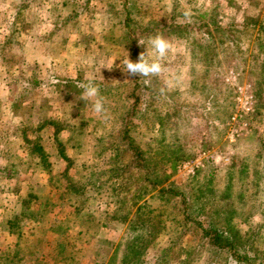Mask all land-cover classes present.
Masks as SVG:
<instances>
[{"label":"rangeland","instance_id":"1","mask_svg":"<svg viewBox=\"0 0 264 264\" xmlns=\"http://www.w3.org/2000/svg\"><path fill=\"white\" fill-rule=\"evenodd\" d=\"M185 10H190L189 17L184 16ZM263 14L264 0H0V55H4L1 65L6 73L0 72V76H6L5 81H0V131L9 135L0 141L3 154L0 166L21 170L25 167L20 139L12 142L18 132L13 119H10L12 116L28 126L45 117L66 123L83 121L77 130L80 131L77 137L82 140L75 150L81 152L88 164L97 162L95 168L104 166L91 147L93 143L99 147L109 139H118L127 105L126 93L134 84L131 77L123 73L120 58L131 54L134 49L132 60L136 61L146 48L139 45V39L147 44L149 37L159 33L174 44L164 61L166 71L158 78H149L147 83L137 76L138 81L146 86L164 88L169 95L173 93L171 95L178 107L173 104L162 106V102L155 101L153 107L145 112V104L141 103L142 116L133 120V135L144 148L149 149V158L152 157L161 169L171 173L169 181L184 192L191 203L195 197V182L203 183L211 170L214 174L212 183L221 190L226 184L227 170L232 161L246 158L244 161L249 162L251 168L256 166L261 179L256 184L254 175L248 170L242 186L247 189L250 200L238 211L232 224L242 231L248 226L261 225L264 249V218L256 209L264 200V146L261 157L256 155L259 140L264 139V111L259 117L254 115L255 82L264 77V72L253 56L257 54L253 46L255 33L250 40L242 38V45L235 47L237 42H241V37L231 41L235 35L234 27L230 26L259 20ZM211 19L226 30H216L215 26L207 30L200 26ZM11 29L18 33L11 34ZM6 35H10L11 40L3 46ZM204 54L211 58L210 63L206 64L204 57L200 58ZM261 56L264 59V54ZM102 66L114 67L108 70ZM206 71L209 93L218 101L213 109H207L212 104L204 103V97L208 95L205 89L201 88L194 96V80L206 75ZM53 75L75 80L76 87L69 81L52 84ZM176 76L181 77L179 81L174 79ZM88 79L105 85L103 88L100 86V90L105 98L106 117L95 114L91 102L86 104L80 100L82 89L78 86ZM17 80L19 83L15 84ZM168 81H171L170 86L166 83ZM248 93L253 101L249 111L243 112L239 108L238 97ZM262 93L264 95V87ZM139 97L141 99L143 95ZM159 110L168 116L164 120L168 123L164 133L159 125L152 127ZM239 114L236 121L232 120V116ZM7 120L10 123H6ZM53 131V127L47 124L38 132L41 136L39 142L50 155L51 174H36L37 180L32 186L39 202L46 203L45 207L50 210L37 226V234L32 235L29 228L31 221L39 219L38 208H22L31 221L24 228L21 245L25 253L21 254L24 259L19 264H34L37 259L42 260L41 264H108L122 240L126 224H110L97 229L85 219L86 211L97 216L101 211L111 210L113 204H108L106 198H100L97 202L90 200L89 205L87 202L83 205L82 198L65 191L61 177L65 162L52 146ZM59 135L65 140L68 132L62 131ZM162 137L165 143H174L173 146L166 149L162 141L159 144ZM98 138L101 141L98 142ZM70 146L67 151L73 156L74 149ZM202 152L205 153L203 165L195 170V176L178 169L182 162L193 161ZM110 153L107 150L102 154L108 157ZM184 153L188 159L172 169L169 159ZM69 172L77 177L76 170L70 169ZM7 183L5 178H0V185ZM20 186L24 188L25 184L20 183ZM240 186L235 178L234 189L237 191ZM4 195L5 191L0 187L2 221L10 215L12 208L11 204V207L1 209L7 203ZM9 197L8 200L14 199L12 194ZM227 206L224 201H218L216 210L223 215ZM171 210L177 213L174 208ZM172 226H176L175 223ZM175 234L173 245L169 244V237L161 238L160 245L169 247V255L160 264H205L210 250L202 245L197 231L188 227L185 231L175 230L173 237ZM43 238L48 242L41 244ZM14 239V236L0 232L1 250L6 242ZM159 247H149L135 264H156ZM122 250L123 246L117 247L118 253L112 264L119 263Z\"/></svg>","mask_w":264,"mask_h":264},{"label":"trees","instance_id":"2","mask_svg":"<svg viewBox=\"0 0 264 264\" xmlns=\"http://www.w3.org/2000/svg\"><path fill=\"white\" fill-rule=\"evenodd\" d=\"M128 14H130L129 10H127L126 15ZM128 23L127 21L126 25ZM206 24L203 23L200 26L205 27L207 30L212 26H215L216 30H226L223 25L219 26L217 21L213 19ZM230 26L234 27L233 34L235 35L231 41L241 37V42H237L234 45L235 47L242 45V38L250 40L249 38H252L255 33L253 46L256 48L255 52L257 54L253 56L255 62L264 72V59L261 56V54H264V14L259 20L234 23L230 24ZM229 29L231 28L229 27ZM237 32L240 34H237ZM17 33L18 31L11 29V34ZM10 40V35H6L2 45L6 46ZM132 41H135V39ZM231 41L229 40L228 42L231 44ZM131 47L129 48L131 49ZM134 56L135 50L132 49L130 58L133 59ZM203 57L206 64L211 62V58L208 59L205 54L200 56V58ZM3 61L4 55H0V72H4L1 65ZM207 72H205L206 75H200L199 80H194V96L201 88L202 90L205 89V93L208 95L204 94V99L206 100L204 103L212 104L213 106L207 109H213L218 101L210 95L211 92L209 93V82H205L208 79ZM5 78V75L0 76V81H5ZM52 78V84L69 81L76 87L74 85L76 83L75 80L55 77L54 75ZM131 79L134 84L126 93L127 105L125 114L121 119L122 124L119 129L118 139L116 141L109 139L99 147L97 143H93L91 147L95 151L98 160H102L106 167L95 168L98 164L97 162L88 164L87 159L82 158L81 152L75 150L77 149V143L82 140L77 137L80 133L77 130L83 124V121L66 123L65 121H56L46 117L41 119L39 117L42 121L28 126L24 124L23 120L18 121L13 116L12 118L10 117L18 130L17 134H14L12 142L20 139L21 147L25 154V167L21 170L5 169L4 166H0V178L3 177L8 181L7 184L0 185L5 191V202L7 201L5 208L1 209H6V206L11 207L12 204L10 215L4 221L0 220V232L15 238L12 242H6L2 250L0 248V264H19L24 259V256L21 255L25 253L21 245L23 243L21 239H23L26 224L30 223L31 220L26 216L25 211H22V208L30 209L34 206L38 208L39 219L31 221L32 226L29 228V234L31 233L32 235L37 234V226L42 223L46 213L50 210L45 207L46 203L39 202L37 194L32 190L33 183L37 180L36 174L41 172L51 174L50 155L39 142L41 136L38 134L47 124L54 129L52 146L57 149L60 159L65 162L64 170L61 173L65 191L79 199L82 198L83 205L85 202L89 205L90 200L97 202L100 198H106L109 200L106 201L108 204L110 202L113 204L111 210L101 211L97 216H93L92 212L86 211L85 219L89 223L94 224L97 229L105 228L110 224H126L122 240L116 246V250L108 264H112V261H115L116 253H118L117 247L119 248L120 246H123V250L118 264H135V262L142 259L151 246H160L159 255L156 256V264L165 262L166 257L168 258L169 255V247L166 248L160 245L161 238L169 237V244L173 245L175 243L174 239L176 240V234L173 237V232L175 230L180 232L182 229L185 231L188 227H192L197 231L202 245L210 250L205 264H264L263 235L260 229L262 226L259 225L253 228L248 226L242 231L235 228L232 224L238 211L244 208L247 205V201L250 200L247 189L242 186L248 170H251V174L254 175L256 184L261 179L256 166L251 168L248 165L249 162L244 161L246 158L232 161L227 170L226 184L221 187V190L214 187V183H212L214 174L213 170H211L207 174L208 176L204 177L205 181L203 183L198 180L195 182V197L191 203L184 192L173 182L169 181L171 173L161 169L158 162L152 157L149 158V149L144 148L142 143L135 139L132 130L134 126L133 120L142 116L140 109L143 103L145 104L143 108L145 112H148L153 107L155 101L162 102V106L173 104L177 108L178 105L175 103V98L171 95L173 93L169 95L164 91L161 94L160 89L139 83L137 76L131 77ZM14 83L18 84L19 80ZM33 83H36V81ZM100 86L103 88L105 85L100 84ZM255 87L256 109L254 110V115L259 117L264 111V95L262 93L264 77L255 82ZM22 90L25 91L24 89ZM79 91L76 92L79 94ZM102 93L104 94L105 91ZM139 95H143V97L140 99ZM67 96L66 94L65 101ZM202 106L205 107L206 105ZM215 109L218 110L217 108ZM155 118L157 121L153 122L154 125L152 124V127L159 125L164 133L168 124L167 121H164L168 119L167 114H162L159 110ZM6 123H10V121L8 122L7 120ZM62 131L68 132L65 140L60 138L59 134ZM7 137H9L7 132L1 133L0 131V141ZM160 139L159 144L162 141L166 149L171 148L174 144L172 142L165 143L164 137ZM97 140L98 142L101 141L99 138ZM69 146L74 149L73 153L75 154L73 156L68 154L67 149ZM263 146L264 139L260 138L256 152L259 157H261L260 152L263 151ZM107 150H110L111 153L107 155L108 157H104L102 153ZM0 156H3L1 148ZM186 159H188V156L184 153L169 159V163L174 169L177 164ZM70 169L76 170L77 177L70 174ZM195 175L196 173L194 172L193 176ZM235 178L241 184L237 191L234 189ZM49 179L52 180L51 178ZM20 183H24L25 187L21 188ZM11 194L14 199L8 200L11 198L9 197ZM218 201H224L228 204L227 210L223 215L216 210ZM171 208H174L177 213H172ZM256 209L264 218V200L258 203ZM173 223L176 226L173 227ZM50 230L52 231L53 229ZM42 242L48 241H44L43 238L41 239V244ZM41 261L37 259L34 264H39Z\"/></svg>","mask_w":264,"mask_h":264},{"label":"clouds","instance_id":"3","mask_svg":"<svg viewBox=\"0 0 264 264\" xmlns=\"http://www.w3.org/2000/svg\"><path fill=\"white\" fill-rule=\"evenodd\" d=\"M183 14L185 17H189L191 12L190 10H185ZM138 43L140 46H146L145 50L139 53L136 61L130 58L129 53L121 57L120 67L127 77L140 76L144 78L147 83L149 78H158L166 71L164 61L173 50L174 44L170 39L159 33L149 37L147 44L144 40L140 39ZM113 67L102 66V68H107L108 70H112ZM180 78L179 76L174 77L177 81H179ZM166 83L170 86L171 81ZM78 87L82 89L80 100L85 101L86 104L91 102L93 112L97 115L106 117L107 109L105 107V98L101 95L100 85L95 80L88 79L86 83ZM159 91L163 94L165 89L161 88Z\"/></svg>","mask_w":264,"mask_h":264},{"label":"built area","instance_id":"4","mask_svg":"<svg viewBox=\"0 0 264 264\" xmlns=\"http://www.w3.org/2000/svg\"><path fill=\"white\" fill-rule=\"evenodd\" d=\"M238 101H239V108L243 112H247L251 108L253 97L251 94L248 93V94H245L243 96L238 97ZM239 116H240V114L234 115L231 118H232V120L236 121ZM234 131L236 132L237 130H234ZM204 156H205V153L202 152L193 161L182 162L180 165H178V169L183 170L187 174H194L195 170L203 165L202 158Z\"/></svg>","mask_w":264,"mask_h":264},{"label":"crops","instance_id":"5","mask_svg":"<svg viewBox=\"0 0 264 264\" xmlns=\"http://www.w3.org/2000/svg\"><path fill=\"white\" fill-rule=\"evenodd\" d=\"M47 57H48V54H47Z\"/></svg>","mask_w":264,"mask_h":264}]
</instances>
